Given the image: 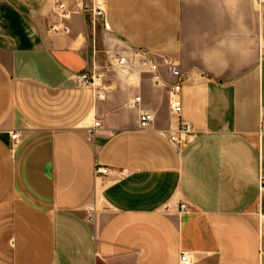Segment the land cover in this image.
Wrapping results in <instances>:
<instances>
[{
    "label": "crops",
    "instance_id": "crops-1",
    "mask_svg": "<svg viewBox=\"0 0 264 264\" xmlns=\"http://www.w3.org/2000/svg\"><path fill=\"white\" fill-rule=\"evenodd\" d=\"M63 1L0 0V264H264V5Z\"/></svg>",
    "mask_w": 264,
    "mask_h": 264
},
{
    "label": "built area",
    "instance_id": "built-area-1",
    "mask_svg": "<svg viewBox=\"0 0 264 264\" xmlns=\"http://www.w3.org/2000/svg\"><path fill=\"white\" fill-rule=\"evenodd\" d=\"M107 2L108 0H88V5L83 8V12L87 16L93 27L101 23L104 28L109 31L110 24L108 22L106 13ZM53 3L57 14L62 18V20L70 19L71 14L69 8L63 0H53ZM259 4L264 5V0H259ZM52 31L55 33L60 32L59 28L57 27H53ZM64 32L69 33V30L67 28H64ZM137 56L140 57V62L143 67L148 68L155 73L159 71V65L151 54L139 52ZM117 63L119 64V66L124 67L128 63V60L125 57H120L117 59ZM166 63L169 66V72L178 79V81L170 89V108L175 114L180 116L182 113V85L185 80L177 66L172 64L170 60H166ZM79 79L83 86H97V88H102V84L98 83L101 79V75L99 73L95 72L91 74H82L79 76ZM137 101H139V98L137 99ZM140 121L141 127L143 129H149L154 122V116L149 113H144L141 115ZM100 127V123H95L94 127L88 131V134L93 136ZM192 131L193 127L191 126V124L183 121L181 122L180 129L178 130L177 134L173 135L171 139L174 142H180L179 135L190 134L192 133ZM12 140L16 143L19 140V134H13ZM95 172L96 174L108 175L109 170L107 168L97 167ZM185 209L187 208L183 205L181 207V210ZM180 263L192 264L187 252L181 253Z\"/></svg>",
    "mask_w": 264,
    "mask_h": 264
},
{
    "label": "rangeland",
    "instance_id": "rangeland-1",
    "mask_svg": "<svg viewBox=\"0 0 264 264\" xmlns=\"http://www.w3.org/2000/svg\"><path fill=\"white\" fill-rule=\"evenodd\" d=\"M92 29L96 32V30L98 31V30H101V29H104V30H106L105 28H104V26L101 24V23H99L98 25H96L95 27H93L92 26ZM98 49L97 50H95V52L93 51V54H94V56H95V59H97V57L99 56V55H101V54H103L102 53V50H99L100 48L99 47H97ZM92 54V55H93ZM180 129V128H179ZM89 135V134H88ZM90 137H92L91 135H89Z\"/></svg>",
    "mask_w": 264,
    "mask_h": 264
}]
</instances>
